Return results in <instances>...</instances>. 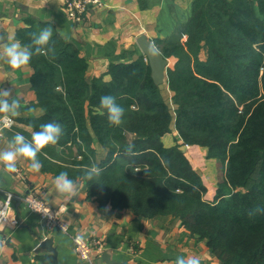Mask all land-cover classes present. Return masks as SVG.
Listing matches in <instances>:
<instances>
[{
	"label": "trees",
	"instance_id": "1",
	"mask_svg": "<svg viewBox=\"0 0 264 264\" xmlns=\"http://www.w3.org/2000/svg\"><path fill=\"white\" fill-rule=\"evenodd\" d=\"M26 22L15 39L29 44L31 33L52 26L55 52L32 57L37 98L21 107L28 115L15 116L22 126L4 134L31 140L42 124L59 123L58 143L38 153L44 172L83 180L88 196L101 205L140 217H178L222 264H264V0H194L188 20L155 39L172 59V104L144 55L111 63L109 77H88L87 59L76 44L50 22ZM104 95L124 107L121 126L101 115ZM37 107L42 113L30 115ZM173 124L179 137L167 145L163 135ZM95 137L106 150L100 160ZM129 144L136 155L126 154ZM183 144L199 145L223 163L214 199L205 197L207 186ZM92 164L102 172L87 181L85 169Z\"/></svg>",
	"mask_w": 264,
	"mask_h": 264
},
{
	"label": "crops",
	"instance_id": "2",
	"mask_svg": "<svg viewBox=\"0 0 264 264\" xmlns=\"http://www.w3.org/2000/svg\"><path fill=\"white\" fill-rule=\"evenodd\" d=\"M193 1L102 0L101 5L90 8L85 20L77 23L67 14L65 0H0V37L9 43L17 40L15 33L26 25L28 17L50 22L64 39L79 47L80 54L88 62V77L104 74L109 77L106 73L111 63H129L142 55L148 60L140 46L143 37L155 44L156 38L172 35L191 16ZM166 60L168 65L172 61L171 58ZM167 66L162 70V88L172 104ZM32 73L30 64L12 69L0 61V88L12 89L21 105H28L37 98L31 83ZM41 113L42 109L37 107L29 114ZM24 115L28 113L20 110L19 116ZM15 125L22 126L17 121ZM5 129L0 135V150L9 140L4 134ZM128 137L132 139L133 135ZM177 137L179 134L173 124L171 131L163 135V141L167 145L174 144ZM94 146L100 160L106 150L96 137ZM186 148L193 166L199 170L207 186L205 197L214 199L219 182L224 180L223 163L208 158L206 149L199 145L187 144ZM28 163L19 159L15 173L5 172L0 164V200L8 194L13 196L10 215L0 226V241L4 245L0 250V264H56L52 251L37 248L44 237L50 236L57 248L58 264H175L177 256L189 255L197 256L201 264H222L206 240L191 234L178 217H140L128 208L119 210L111 205H101L88 196L86 184L81 179H77V194L66 199L55 190V173L42 169L38 173L31 172ZM220 166L223 167L221 178ZM31 191L62 209L71 235L81 233L89 238H101L105 248L101 255L92 263L80 260L71 235L59 228H49L40 215L25 205L22 196ZM12 215H17L19 225L11 222ZM132 247L137 249L135 253L131 252ZM104 252L110 254V262L104 259Z\"/></svg>",
	"mask_w": 264,
	"mask_h": 264
},
{
	"label": "clouds",
	"instance_id": "3",
	"mask_svg": "<svg viewBox=\"0 0 264 264\" xmlns=\"http://www.w3.org/2000/svg\"><path fill=\"white\" fill-rule=\"evenodd\" d=\"M52 37V26L31 33V42L26 45H22L18 40H13L10 43L5 42L4 38L0 37V61H3L12 69H20L27 66L34 55L47 56L49 53L54 54L55 49L51 47ZM21 107V100L18 96H14L12 89L0 88V114H2L0 115V130L11 126L13 123L12 117L20 115ZM100 108L105 110L101 112V115L106 112L110 125L119 127L124 123L125 109L116 102L114 96H101ZM62 134L61 124L55 122L42 124L39 131L32 133L31 140L17 132L8 140L7 146L0 150V164L3 165L5 172L15 173L17 172V161L23 158L29 162V171L38 173L42 168L38 153L49 145L57 144ZM133 148L134 145L129 144L125 149L126 154L136 155ZM139 171V169L136 170V172ZM101 172V168L92 164L91 167L85 169L83 179L93 181ZM54 187L60 196L71 199L77 194L78 182L69 178L67 172H61L55 177ZM3 246V242L0 241V250L3 249ZM175 264H201V261L197 256H177Z\"/></svg>",
	"mask_w": 264,
	"mask_h": 264
},
{
	"label": "built area",
	"instance_id": "4",
	"mask_svg": "<svg viewBox=\"0 0 264 264\" xmlns=\"http://www.w3.org/2000/svg\"><path fill=\"white\" fill-rule=\"evenodd\" d=\"M101 4L102 0H65V9L70 18L77 23H81L85 20L86 14L92 6ZM12 120L11 126L15 124L13 117ZM0 135H2L1 131ZM12 198V194H8L4 199L0 200V226L10 215ZM22 199L30 210L36 212L45 220L49 228H59L64 233L70 234L69 226L63 219L60 207L52 205L48 200L33 191L24 194ZM11 222L14 225L20 224L17 215L11 216ZM71 238L78 258L87 263H92L105 249L104 243L99 237L89 238L81 233H76L71 235ZM136 251L135 247L131 248L132 253Z\"/></svg>",
	"mask_w": 264,
	"mask_h": 264
},
{
	"label": "water",
	"instance_id": "5",
	"mask_svg": "<svg viewBox=\"0 0 264 264\" xmlns=\"http://www.w3.org/2000/svg\"><path fill=\"white\" fill-rule=\"evenodd\" d=\"M144 40L140 41V46L143 50V53L147 56L149 63L153 69V75L156 81L162 85L163 77L162 70L168 65L166 58L161 54L160 50L156 47L154 42L149 41L145 37ZM187 144H183L182 148H186ZM7 196V195H6ZM53 237H44L38 244L37 248H47L49 251H52L54 254V260L58 264L57 260V248L53 245ZM103 257L107 262L111 261V256L108 252L103 253Z\"/></svg>",
	"mask_w": 264,
	"mask_h": 264
},
{
	"label": "rangeland",
	"instance_id": "6",
	"mask_svg": "<svg viewBox=\"0 0 264 264\" xmlns=\"http://www.w3.org/2000/svg\"><path fill=\"white\" fill-rule=\"evenodd\" d=\"M15 123H16V121H15ZM13 126V125H12ZM12 126H10L9 128H11ZM7 129V128H6ZM1 132H2V130H1ZM2 134H3V132H2ZM223 170V167L222 166H220V168H219V175H220V178L222 177V171Z\"/></svg>",
	"mask_w": 264,
	"mask_h": 264
}]
</instances>
